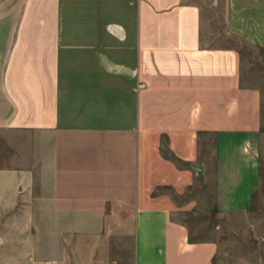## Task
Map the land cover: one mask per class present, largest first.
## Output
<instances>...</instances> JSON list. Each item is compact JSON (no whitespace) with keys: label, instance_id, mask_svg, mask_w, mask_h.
<instances>
[{"label":"crops","instance_id":"0c3cea01","mask_svg":"<svg viewBox=\"0 0 264 264\" xmlns=\"http://www.w3.org/2000/svg\"><path fill=\"white\" fill-rule=\"evenodd\" d=\"M247 44L264 51V0H0L3 169L27 166L14 189L54 264H249L194 219L259 186Z\"/></svg>","mask_w":264,"mask_h":264},{"label":"rangeland","instance_id":"374dc122","mask_svg":"<svg viewBox=\"0 0 264 264\" xmlns=\"http://www.w3.org/2000/svg\"><path fill=\"white\" fill-rule=\"evenodd\" d=\"M242 48L243 72L252 77L262 91L259 186L247 211L212 212L199 199L198 207L201 208L196 210L194 219L198 224L209 222V228L205 226L202 232L215 237L218 257L224 262L247 260L249 264H264V51L249 44ZM28 155L26 149L27 162L30 151ZM16 160L15 155L3 157V131L0 130V264H54L57 252L54 245L48 242L40 244L39 241L56 236L53 227L48 225L47 215L34 212L31 198L18 196L14 189V181L27 174L24 170L28 169L27 166L14 171L3 169Z\"/></svg>","mask_w":264,"mask_h":264}]
</instances>
